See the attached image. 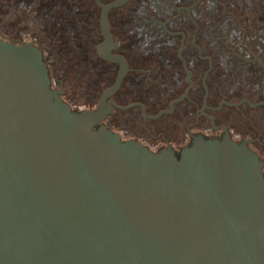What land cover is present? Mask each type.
<instances>
[{
  "label": "water",
  "instance_id": "95a60500",
  "mask_svg": "<svg viewBox=\"0 0 264 264\" xmlns=\"http://www.w3.org/2000/svg\"><path fill=\"white\" fill-rule=\"evenodd\" d=\"M101 118L50 88L37 47L0 40V264H264L245 144L198 139L177 159L93 131Z\"/></svg>",
  "mask_w": 264,
  "mask_h": 264
},
{
  "label": "flooded vegetation",
  "instance_id": "af4514ba",
  "mask_svg": "<svg viewBox=\"0 0 264 264\" xmlns=\"http://www.w3.org/2000/svg\"><path fill=\"white\" fill-rule=\"evenodd\" d=\"M3 20L73 112L101 105L93 131L177 159L228 138L264 178V0H0Z\"/></svg>",
  "mask_w": 264,
  "mask_h": 264
},
{
  "label": "rangeland",
  "instance_id": "374dc122",
  "mask_svg": "<svg viewBox=\"0 0 264 264\" xmlns=\"http://www.w3.org/2000/svg\"><path fill=\"white\" fill-rule=\"evenodd\" d=\"M1 23H3V24H0V26L3 27V25L6 24L7 22H6V20H3Z\"/></svg>",
  "mask_w": 264,
  "mask_h": 264
}]
</instances>
